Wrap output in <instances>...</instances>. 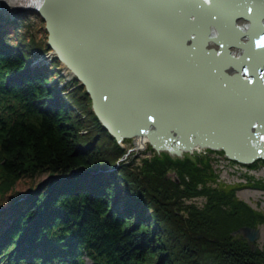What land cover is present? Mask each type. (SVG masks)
Segmentation results:
<instances>
[{
	"label": "trees",
	"instance_id": "trees-1",
	"mask_svg": "<svg viewBox=\"0 0 264 264\" xmlns=\"http://www.w3.org/2000/svg\"><path fill=\"white\" fill-rule=\"evenodd\" d=\"M5 33L0 25V195L21 177L51 179L0 224L2 264H86L85 256L91 264H264L260 248L230 233L263 223L264 213L237 198L238 185L218 183L207 156L125 158L83 85L74 79L66 95L51 84V67L27 68L47 44L18 35L21 45H9ZM110 164L118 170L90 176ZM171 168L178 183L165 179ZM198 195L203 206L184 202Z\"/></svg>",
	"mask_w": 264,
	"mask_h": 264
},
{
	"label": "water",
	"instance_id": "water-1",
	"mask_svg": "<svg viewBox=\"0 0 264 264\" xmlns=\"http://www.w3.org/2000/svg\"><path fill=\"white\" fill-rule=\"evenodd\" d=\"M23 11L43 19L48 47L118 143L139 135L177 157L198 145L243 164L264 159V99L242 90L264 77V0H27ZM165 33L168 42L155 39ZM172 44L204 48L189 61L201 72L161 58Z\"/></svg>",
	"mask_w": 264,
	"mask_h": 264
},
{
	"label": "rangeland",
	"instance_id": "rangeland-1",
	"mask_svg": "<svg viewBox=\"0 0 264 264\" xmlns=\"http://www.w3.org/2000/svg\"><path fill=\"white\" fill-rule=\"evenodd\" d=\"M6 6H4V9ZM7 10V9H6ZM20 11V12H19ZM18 12L14 11L13 13H8V15L14 14V16L10 17H22L21 25L19 26L20 29V37L23 36L25 38L26 43H29L31 39H33V43H36L40 46L45 45L47 38V32L45 30V23L43 19H41L37 14L34 13H26L21 10ZM4 21L0 18V25ZM10 23V22H9ZM13 28V27H12ZM12 28L9 29V33L11 37V40H14L15 35H13ZM15 33V32H14ZM23 34V35H22ZM17 36V35H16ZM21 39H19L18 43ZM15 41V40H14ZM16 42V41H15ZM30 44V43H29ZM27 45L23 48L26 49ZM41 55L39 56V58ZM45 64L50 67V63L52 61L45 60ZM50 72V80H55L54 84L59 83L60 85H63L64 88H66L65 92L67 95V91L73 90V83L69 81V84L66 86V82L68 81V76L66 74H63V77H58L54 74L55 66L51 67ZM53 69V70H52ZM52 74V75H51ZM54 75V76H53ZM67 103V102H65ZM76 110V109H75ZM81 114V113H80ZM81 116H83L81 114ZM81 133H85L86 130H80ZM121 145L125 149H129V154L132 158H134V162L141 164L142 159L144 158H151L153 155L159 154V152L155 151L151 145L147 142V145L145 148L141 149H134L133 148V138L131 139H124L123 142H121ZM132 149V150H131ZM163 153H166L165 151ZM161 155V154H159ZM189 157H194L195 155H198L199 157L207 156V161L211 167V169L214 171V173H217L218 183L223 184H229V185H238V188L236 190V196L237 198L244 200L249 205H251L253 208L260 210L264 213V187L254 185L253 183H256V181H261L264 183V159H257L254 162L250 164H242L236 161H233L229 158H227L224 153L221 151H194V153L186 154ZM127 156V157H128ZM185 156V155H184ZM179 157V158H183ZM125 157V158H127ZM253 165V166H252ZM112 171L118 170V164L117 168L113 165L108 166ZM113 167V168H112ZM103 168H100L102 170ZM174 169H169L166 171V180L168 175H173ZM176 172V171H175ZM177 175V172H176ZM178 177V175H177ZM176 178V177H175ZM51 179V176H49L47 173H36L31 176L27 177H21L18 180L15 181L14 186L11 190L6 192L3 195H0V216L6 214V209L11 206L12 199L14 196H21L20 199L25 198L29 192L34 193L36 187L38 185L42 184L45 185L49 183ZM179 179V177H178ZM217 183L215 182L214 185ZM124 203V201H121ZM186 204L193 203L194 205L201 207L203 206V203L205 202V196L204 195H198L190 198H186L184 200ZM117 207V206H116ZM259 226V236L254 240L258 248H260L264 252V222L261 224H258Z\"/></svg>",
	"mask_w": 264,
	"mask_h": 264
},
{
	"label": "bare ground",
	"instance_id": "bare-ground-1",
	"mask_svg": "<svg viewBox=\"0 0 264 264\" xmlns=\"http://www.w3.org/2000/svg\"><path fill=\"white\" fill-rule=\"evenodd\" d=\"M30 5V4H29ZM31 5H34V4H31ZM4 6H6L5 8L7 9H4ZM24 9H27V0H0V14H3L4 16V19H3V21H4V23L2 24V25H4V27H3V29H4V31L6 32L5 33V35H6V39H7V42H9L8 44L10 45V44H13V45H16V44H19L18 43V41H19V36L18 35H20L21 33H20V29H19V26L21 25V22H22V17L20 18V17H10V16H14L15 15V13L14 14H11V15H8V13H13L14 11H16V12H18L19 10H21V11H23ZM20 12V11H19ZM23 12H26V13H31V11L29 12H27V11H23ZM34 13V12H33ZM9 19H10V23H9ZM21 21L19 24H15V23H13V21ZM45 23V22H44ZM13 27V28H12ZM10 28H12V30H13V35H15V38H13L14 40H11V37H13V36H10V33H9V29ZM176 28V27H175ZM173 29V28H172ZM172 29H169V32H170V34H175V32H176V29L175 30H172ZM15 32V33H14ZM17 35V36H16ZM168 35L165 33L164 34V36H163V38H159V36L158 37H155V39H158L159 41L160 40H163V42L162 43H165V42H168V40L166 39V37H167ZM173 38H175V39H177V40H179L178 38H176L175 37V35H171ZM176 40V41H177ZM45 41H46V43H47V38L45 39ZM6 42V43H7ZM19 45H21V44H19ZM173 48H171V49H168V48H165V49H163V51H164V54L163 55H160L161 56V58L162 57H164V59L165 60H167V59H172V60H174V61H177L178 63H179V70L180 71H185L186 73H195V72H201L200 70H199V66H191L190 65V63H189V61L191 60V61H195V59H201V56L203 55V49H201L200 47H196V45L194 46V48L193 49H184L183 48V46L181 45V44H179V45H171ZM208 47H210V46H208ZM214 47V46H213ZM48 51H46V52H44V53H40L39 55H30V57H31V60H29L28 62H29V64H28V66H27V68L29 67V69L31 68H33V67H35L36 65H38L39 67H43V66H46L47 67V65L45 64V60H49V61H52V63H50V67H52V66H54L53 65V62H54V60H56L57 61V65L55 66V72H54V74L55 75H57L58 77H63L62 75L63 74H66L67 76H68V81L66 82V86L69 84V81H71L72 83L74 82V79H76V81L78 82V84H80L79 83V81H78V79L76 78V77H74V75L72 74V72L71 71H69V69H68V67L65 65V64H63L61 61H59L58 60V58L56 57V55H55V53L52 51V49L51 48H49L48 47ZM214 52H218L217 51V49H215V50H213V48H211L209 51H208V54H213ZM41 55V57L39 58V56ZM159 56V57H160ZM210 56L209 55H207V58H209ZM216 59V61H218L219 60V57H216L215 58ZM260 60H262V61H260ZM254 61H256L255 59H253V62ZM264 60L263 59H259V62H261V63H264L263 62ZM257 62V61H256ZM32 64V65H31ZM199 63H197L196 65H198ZM30 65V66H29ZM202 66H200V69H202L201 68ZM35 69V68H34ZM33 69V70H34ZM205 69V68H204ZM57 71H58V73H57ZM248 74H251V73H248ZM255 73H253L252 75H254ZM52 75V74H51ZM223 75V74H222ZM54 76V75H53ZM50 77V76H49ZM262 78H264L263 76H262V74H256L255 75V77L252 79L251 77L248 79V81H246L247 82V84H246V86H244V89H242L243 91H246V92H252L253 94H255L254 96H257V98L256 99H260V100H262V99H264V87L262 86V85H254L253 84V82H255V81H258V83L259 84H264V80L262 79ZM54 82H55V80H51V84L53 83L54 84ZM49 85V84H48ZM56 87L57 88H59L60 90H62L61 92H63L64 94L66 93L65 91V89L66 88H64L63 87V85H60L59 83H57L56 84ZM260 87H261V89H260ZM205 90V89H204ZM242 90H240V91H242ZM248 90H250V91H248ZM222 94L224 95H229V93H227V92H222ZM233 94V93H232ZM224 106H225V108H227V106L224 104L223 105V108H224ZM92 108V107H91ZM99 120V119H98ZM100 122V121H99ZM100 124H101V122H100ZM102 125V124H101ZM212 126H214V125H212ZM102 127L103 128H105V126L104 125H102ZM215 128H216V126H214ZM218 128V127H217ZM105 130H107L106 128H105ZM108 132V131H107ZM109 133V132H108ZM110 134V133H109ZM111 135V134H110ZM212 135V134H211ZM132 138V137H131ZM131 138H125V139H131ZM124 141V139L122 140V142ZM147 142H148V140H147V138L146 137H144V136H139V135H137V136H134L133 137V148L134 149H141V148H145L146 147V145H147ZM132 150V149H131ZM203 150H205V151H221L222 153H223V151H222V149H220V148H218V149H211V148H209V147H200V146H198V145H195V146H193L192 147V149H191V151H189L190 153H194V151H203ZM165 150H159V154H162L163 152H164ZM129 149H126V154H129ZM158 152V151H157ZM169 156H171L172 158H179V157H177L176 155H170L167 151H165ZM182 152V154H181V156H184V155H186V154H189L188 152H186V151H181ZM196 156H198V155H196ZM233 161H235V160H233ZM105 174L104 175H107V174H110V170H108L107 169V171H105L104 172ZM173 173V175H168L167 176V179L168 180H172V181H174V182H176V183H178L180 180L178 179V177H177V175H176V172L175 171H173L172 172ZM25 177H27V176H25ZM176 177V178H175ZM165 178H166V176H165ZM44 185H42V184H40V185H38V187H36V188H38V189H41L42 187H43ZM89 186V185H88ZM56 187H58V188H61V185H60V183H58L57 185H56ZM186 199V198H185ZM184 199V200H185ZM116 201H115V203H117V204H119V206L120 207H122V206H125V203H122L121 201H119L118 199H115ZM239 200H241V199H239ZM242 201H244V200H242ZM245 202V201H244ZM245 203H247V202H245ZM248 204V203H247ZM122 205V206H121ZM249 205V204H248ZM250 207H252L251 205H249ZM253 208V207H252ZM253 209H255V208H253ZM256 210H258V209H256ZM260 211V210H259ZM11 218H13V216L11 217ZM243 226H247V227H251L252 228V226H250V225H247V224H244V225H241V226H239V227H237L236 229H234V230H232L230 233H231V235H234V236H239V237H241L242 236V238H244V239H246L245 238V236L242 234L243 232L242 231H239V229L240 228H242ZM259 225H257V226H254L253 228H256V227H258ZM241 235V236H240ZM197 237H199V235H197ZM210 241H212L213 243L215 242L214 241V239L213 238H210ZM246 241L249 243V244H251L252 246H254V247H257V245H256V243H254L255 241L253 240V241H248L247 239H246Z\"/></svg>",
	"mask_w": 264,
	"mask_h": 264
}]
</instances>
